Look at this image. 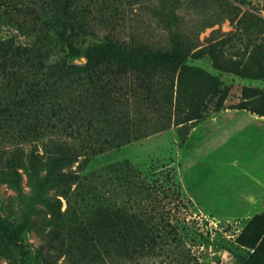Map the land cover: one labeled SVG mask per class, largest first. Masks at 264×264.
<instances>
[{"label":"rangeland","instance_id":"1","mask_svg":"<svg viewBox=\"0 0 264 264\" xmlns=\"http://www.w3.org/2000/svg\"><path fill=\"white\" fill-rule=\"evenodd\" d=\"M46 1L0 0V39L34 49L15 64L0 59V220L25 238L22 246L0 227V264L19 262L22 251L25 264H264L250 244L264 213V115L237 106L246 87L264 89L255 63L256 54L264 60V36L245 27L254 14L264 19V0H166L178 5L176 29L190 54L219 41L241 62L231 72L207 53L188 56L218 77L227 96L221 109L211 98L204 115L184 123L174 101L151 96L162 84L157 74L144 90L141 74L113 62L116 49L144 53L170 43L175 27L156 12L162 0H71L66 37L58 35L62 25L48 32ZM66 52H77L66 57L76 63L91 55V74L52 78L51 101L46 92L32 101L17 92L18 72L39 84L43 69L35 65ZM55 140L71 152H83L84 142L88 151L36 191L32 170L47 173ZM123 204L148 220L134 217L124 240L111 225L96 231V221Z\"/></svg>","mask_w":264,"mask_h":264},{"label":"trees","instance_id":"2","mask_svg":"<svg viewBox=\"0 0 264 264\" xmlns=\"http://www.w3.org/2000/svg\"><path fill=\"white\" fill-rule=\"evenodd\" d=\"M47 20L48 32L54 30V35L57 34L55 29H59L62 25V29L58 35L60 37H66L65 27L68 25H73V14L71 13V0H47ZM178 5L173 2H167L162 0V4L156 9L158 16L161 21H163L169 27H175L172 31V36L170 38V43L161 45L158 47L148 46V48L139 51L135 48L128 50H114L113 62L119 64L124 72H129V69L134 68L138 73L142 75V82L144 85V90L151 88V83L149 82L151 74H157L159 76V81L162 83L159 89L154 91L151 96H154L157 100H171L174 101V115L178 123H184L192 119H198L205 114L208 108V100L211 98H217L216 109L219 110L223 106L225 97L227 96L226 87L221 85L218 77L208 72L201 66L191 64L187 59L191 55L194 58H200L205 53H207L216 67L222 68L231 72L241 71V62L237 58L226 57L222 51L219 49V44L221 42L214 41L210 44L207 49L197 48L191 54L192 47L186 44L183 38L180 36L176 26H178L179 15L177 13ZM51 15V17H50ZM49 16V19H48ZM254 16V17H253ZM252 16L251 21L247 24L248 30L257 31L264 36V19L257 14ZM47 32V33H48ZM43 43H47L44 36L39 37ZM69 46L75 49L74 44L70 42ZM33 47L28 45H20L16 43L13 38H3L0 39V59H5L8 57H14V64L19 59L25 58L33 51ZM30 51V52H29ZM77 52H66L65 56H60L52 61L48 60L46 62H40L35 66L38 67V71L42 70V81L39 84L30 83L29 78H19V72L17 74L18 84L16 86L17 92L22 90V92L30 96L31 101L35 97L39 96L41 93L48 96L49 101L53 100L54 94L48 89L49 86L53 84L52 78L57 76L67 74H84L89 76L92 72V67L97 62L93 61L91 55H88V59L85 63L68 62L66 57H73ZM255 57V63L257 64L256 69L259 71V75L264 74V60L260 58L258 54ZM19 58V59H17ZM28 86V88H27ZM27 88V89H26ZM63 88V87H60ZM243 99L237 106L240 108H245L253 112H257L264 115V89L257 87H246L242 92ZM47 119V118H46ZM40 123L37 126L32 127L34 130V135H38L40 130ZM48 122L45 123L43 128H47ZM92 125V124H90ZM32 130V131H33ZM90 136V133L88 134ZM70 138H75L73 132L69 136ZM118 134H115L113 138L109 139L110 145L113 144L112 141H116ZM87 138V137H86ZM100 143L99 150H104L106 147V142L104 140H97L96 143ZM52 144L57 145L56 149L46 150L47 163V173L40 174L39 168H34L32 170L33 176L35 177L36 191L44 189L48 185L51 175L60 173L64 167L73 165L75 162L79 161V157L88 151L84 142L82 145L83 152L74 150V152L69 151L71 148L68 144L62 143L59 140H55ZM85 148V149H84ZM96 152V151H95ZM85 163L90 160V157L84 156ZM10 159L9 165L13 166L14 160ZM7 163V162H6ZM12 163V164H11ZM96 197V196H95ZM98 198H101L98 196ZM110 206V205H109ZM117 205H115L116 207ZM124 210L117 208L112 214L109 215L108 219L104 220V223H99L96 221V231L98 229H106L108 225L113 226L112 231L117 235H121L123 240L128 238L126 236L127 229L126 226L133 223L134 217L136 219L143 218L148 220V215L139 214L137 212L131 213L125 206L120 205ZM127 211L128 214L132 216H126L121 221L117 215L120 212ZM112 219H118L116 222ZM256 220H261L260 229L255 233V236L251 240V245L255 247L256 253H260L264 256V213L255 218ZM145 224V222H144ZM0 227L6 232V236L11 241H19L20 244L24 242L25 238L21 234V230L11 227L7 221L0 220ZM91 234V233H90ZM92 235V234H91ZM92 237H94L92 235ZM116 239V237H114ZM139 237L137 236V240ZM23 246V244H21ZM25 251L21 252V260L15 262L14 264H25Z\"/></svg>","mask_w":264,"mask_h":264}]
</instances>
